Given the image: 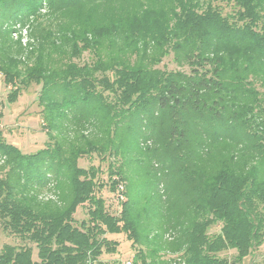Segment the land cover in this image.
Masks as SVG:
<instances>
[{
	"label": "trees",
	"instance_id": "1",
	"mask_svg": "<svg viewBox=\"0 0 264 264\" xmlns=\"http://www.w3.org/2000/svg\"><path fill=\"white\" fill-rule=\"evenodd\" d=\"M169 55L188 71L157 68ZM0 75L8 103L40 87L48 139L23 154L0 136V226L37 251L4 245L0 264H106V234L133 264H241L264 243V0H0ZM93 155L125 185L119 215L78 165Z\"/></svg>",
	"mask_w": 264,
	"mask_h": 264
},
{
	"label": "rangeland",
	"instance_id": "2",
	"mask_svg": "<svg viewBox=\"0 0 264 264\" xmlns=\"http://www.w3.org/2000/svg\"><path fill=\"white\" fill-rule=\"evenodd\" d=\"M217 6L221 9L222 15H230L233 13V6L231 3L219 1ZM19 27L13 29V31L18 32L17 38L12 39L20 41L22 46L29 51L34 48V39L30 37L29 28L25 27L23 30L19 31ZM12 31V32H13ZM90 56L84 53L82 59L87 61ZM161 70L174 71L183 70L188 71L187 67L180 69L176 66L172 60V56L169 55L165 57L162 62L157 66ZM40 87L37 85H32L28 89L23 90L17 100L14 103H8L6 96L10 91V87L3 83V78L0 75V136L6 140L7 143L15 146L23 154H31L39 149L45 147L48 139L42 130L41 123V108L38 105L37 97ZM111 161L110 158L106 157L104 161H101L96 156L81 158L78 162L79 167L88 168L90 166L99 167L100 173L98 175L99 181L104 183V187L99 191V197L104 200L105 209L108 213L112 215H119L121 210V203L125 201L126 194H124L126 188L125 185L122 187H117L116 192H112L109 189L107 183L108 179V165ZM2 163H0L1 165ZM3 172L0 170V177ZM43 197L52 198L53 195L49 192L42 194ZM88 206H80L75 215V224L80 221L87 219ZM220 225H213L209 228L208 233L210 236L215 235L219 232ZM107 239L115 241L118 243L117 251L115 254L103 253L100 256V260L106 264H126L130 262L133 264V257L136 252V248L132 246L131 242L127 240L125 234L109 235L105 236ZM4 245H12L16 247L29 246L33 249L32 259L36 260V248L33 244L21 241L18 237L9 234L4 231L0 226V250ZM236 252L234 250L222 251L217 254V257L227 260L229 263L233 261ZM162 261H168L172 259H177V255L170 254L168 252L160 254ZM178 261V259H177ZM241 264H264V243L253 249L251 254L243 260Z\"/></svg>",
	"mask_w": 264,
	"mask_h": 264
},
{
	"label": "built area",
	"instance_id": "3",
	"mask_svg": "<svg viewBox=\"0 0 264 264\" xmlns=\"http://www.w3.org/2000/svg\"><path fill=\"white\" fill-rule=\"evenodd\" d=\"M17 33L18 32H14L12 35L14 36V38H17ZM126 264H130V262L128 261V262H126Z\"/></svg>",
	"mask_w": 264,
	"mask_h": 264
}]
</instances>
